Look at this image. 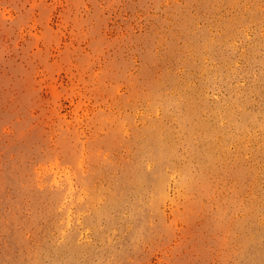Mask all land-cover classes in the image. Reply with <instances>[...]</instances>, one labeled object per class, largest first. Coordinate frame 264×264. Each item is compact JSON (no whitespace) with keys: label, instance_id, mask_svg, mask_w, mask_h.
Returning <instances> with one entry per match:
<instances>
[{"label":"rangeland","instance_id":"374dc122","mask_svg":"<svg viewBox=\"0 0 264 264\" xmlns=\"http://www.w3.org/2000/svg\"><path fill=\"white\" fill-rule=\"evenodd\" d=\"M0 264H264V0H0Z\"/></svg>","mask_w":264,"mask_h":264},{"label":"bare ground","instance_id":"6f19581e","mask_svg":"<svg viewBox=\"0 0 264 264\" xmlns=\"http://www.w3.org/2000/svg\"><path fill=\"white\" fill-rule=\"evenodd\" d=\"M261 77H263V76H261ZM261 77H260V78H261ZM255 78H256V77H255ZM226 115L228 116L230 122H231V121L233 122L234 126L239 127V126H242V125H243V123H242V119H241L240 122H237V121L234 122V121H233V119H232V113H231V112L226 113Z\"/></svg>","mask_w":264,"mask_h":264}]
</instances>
